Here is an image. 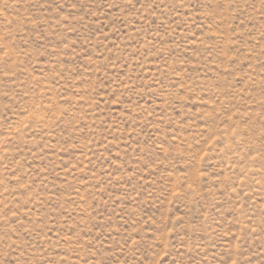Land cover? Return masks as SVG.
Masks as SVG:
<instances>
[{"label":"rangeland","instance_id":"obj_1","mask_svg":"<svg viewBox=\"0 0 264 264\" xmlns=\"http://www.w3.org/2000/svg\"><path fill=\"white\" fill-rule=\"evenodd\" d=\"M0 264H264V0H0Z\"/></svg>","mask_w":264,"mask_h":264}]
</instances>
